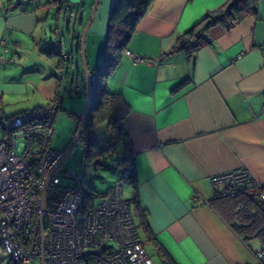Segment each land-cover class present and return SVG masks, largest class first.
I'll list each match as a JSON object with an SVG mask.
<instances>
[{
	"label": "crops",
	"instance_id": "crops-1",
	"mask_svg": "<svg viewBox=\"0 0 264 264\" xmlns=\"http://www.w3.org/2000/svg\"><path fill=\"white\" fill-rule=\"evenodd\" d=\"M93 1L62 0L56 12L69 11L66 27L69 31L73 19L71 44L78 56ZM9 2L15 8L6 12ZM30 2L0 0V111L6 116L47 106L57 92L61 104L65 94L80 91L75 95L80 97L85 85L77 78L63 83L71 56L57 31L60 45L54 40L53 51L68 54V60L47 50L44 25L50 7L31 10ZM228 2L153 0L105 80L106 88L121 94L129 106L121 125L154 239L140 232L146 250L162 264V250L174 264H259L255 253L264 250L258 239L237 236L210 204L221 188L211 184L214 175L244 168L264 186V0L255 15L230 28L213 26L194 55L170 52L207 13ZM81 3L80 11H73ZM113 3L100 0L87 31L90 73L101 61Z\"/></svg>",
	"mask_w": 264,
	"mask_h": 264
},
{
	"label": "built area",
	"instance_id": "built-area-1",
	"mask_svg": "<svg viewBox=\"0 0 264 264\" xmlns=\"http://www.w3.org/2000/svg\"><path fill=\"white\" fill-rule=\"evenodd\" d=\"M90 82L93 88L96 73ZM51 114L49 106L11 116L0 111V260L5 254L15 264L40 261L43 231L45 264H153L123 198L122 179L95 204L82 173L55 170L64 153L50 145ZM84 130L86 147L91 138L86 122ZM210 182L221 187L218 196L261 186L244 168L214 175ZM258 196L264 201V191ZM255 255L264 264V250Z\"/></svg>",
	"mask_w": 264,
	"mask_h": 264
},
{
	"label": "trees",
	"instance_id": "trees-1",
	"mask_svg": "<svg viewBox=\"0 0 264 264\" xmlns=\"http://www.w3.org/2000/svg\"><path fill=\"white\" fill-rule=\"evenodd\" d=\"M152 1L153 0H114L108 19L105 46L99 67L95 72L96 82L92 88L90 111L86 118V125L88 128L103 122L107 124V128L111 133L110 144L105 150H98L96 149L97 144L91 136L85 147L83 156L85 162L92 160L95 165L108 166V164L112 162L113 166L122 173L120 179L125 177L131 182L133 186V197L131 199L134 211V213L132 211L133 217L139 233L141 231L146 240H153L154 238L149 229L144 211L139 203L133 171L134 154L131 150L128 134L121 125L129 112V106L121 94L111 92L106 88L105 80L118 65L138 22L144 16ZM258 2L259 0H229V2L219 10L207 13L201 21L195 24L181 37L170 52L185 50L194 55L201 47V42L207 40L209 30L213 26L220 25L228 29L243 19L255 15ZM62 3V0H48L44 3H37L31 10H35L41 6L53 7V5L57 4L58 8L56 10L58 12V9L63 6ZM19 4L18 2V5ZM80 6H83L82 3L79 6L73 7V11L76 10L79 12ZM14 8V6H11V2H9L6 7V12ZM66 8H68V6ZM21 11H26V9H21ZM70 11L72 10L70 9ZM79 44L80 42L78 45ZM51 53L60 55V60L65 62L59 51H52ZM60 65L62 66L61 62ZM81 79V81L84 82L83 76ZM79 92L80 91H77L74 94L78 95ZM81 92L86 96L85 85H83V91ZM60 104L61 100L57 92L54 99L47 106L53 110L54 108H60ZM74 135L75 133L73 137ZM85 137L84 130L79 141L83 142ZM108 160H110V162ZM261 191H264V186H260L252 192L243 191L223 196H218L214 193V197L211 199L210 204L233 232L243 241L258 239L262 245H264V201H261L258 196ZM89 193L93 194L94 191L89 189ZM106 193H104V195ZM94 195L95 194H93V196ZM162 256L166 264H174L164 250H162Z\"/></svg>",
	"mask_w": 264,
	"mask_h": 264
},
{
	"label": "rangeland",
	"instance_id": "rangeland-1",
	"mask_svg": "<svg viewBox=\"0 0 264 264\" xmlns=\"http://www.w3.org/2000/svg\"><path fill=\"white\" fill-rule=\"evenodd\" d=\"M46 1L48 0H32L33 3L30 2V5L35 6V4L37 3H44ZM48 9L49 10L45 12L47 23L44 25V40L47 45L46 47H48L47 50L53 51L54 48H57L53 45V42L55 40V32L57 31L59 33L60 39L63 43L62 48H64L65 51H68L69 55L71 56L69 61L67 62V79L63 78V83L65 84L68 80L69 85L73 82L75 83L76 78L81 79L83 75L81 57L80 55L78 56L76 53H73V44H71L73 39V19L71 20L68 31L66 26L70 18L69 11L65 13L64 10H62V14L57 16V10L55 7H50ZM81 89L82 88H80V90ZM85 103L86 96L83 92L82 96L80 97L65 94L63 95V101L60 105V108H54L52 110L51 115L54 121V135L50 145L53 149L63 153L66 151V148L78 127L80 117L85 107ZM89 131L91 132V135L95 143L97 144L96 149L101 151L105 150L106 147H108V145L110 144L111 136V133L107 128V124L105 122L97 124L91 127ZM84 151L85 146L82 144V142L79 141L75 148L72 150L69 157L60 167V170L82 173L83 179L85 181V187L94 191V202L96 204L100 199V194L104 193L108 189V187H110L114 183V181L120 179L122 177V173L120 170H117L113 166L110 160H108L110 162L108 166L95 165L94 161L92 160L86 161V167L83 168ZM130 192V183L128 179L124 177L122 178L123 198L130 204L132 208ZM147 249L148 254L151 256L154 264H162L154 255V253L149 248ZM0 264L15 263L11 261L8 256L3 254L0 260ZM34 264H40V261L36 260Z\"/></svg>",
	"mask_w": 264,
	"mask_h": 264
},
{
	"label": "water",
	"instance_id": "water-1",
	"mask_svg": "<svg viewBox=\"0 0 264 264\" xmlns=\"http://www.w3.org/2000/svg\"><path fill=\"white\" fill-rule=\"evenodd\" d=\"M99 3H100V0H94L93 1L92 6L90 8V13H89L88 19H87V21H86V23L82 29L81 35H80L79 49H80V57H81L82 67H83L84 82H85V87H86L85 107H84V110H83L82 115L80 117L79 124H78V127L76 129L75 135H74L71 143L69 144L68 148L64 152L61 161L56 166L55 170H57L58 168H60L63 165V163L66 161V159L71 154L72 150L75 148V146L79 142L81 134L85 128V122H86L87 115L90 111L91 99H92V86H91V82H90V77L94 73H90L88 70L87 61H86V53H85V41H86L87 31H88L91 23L93 22V20L95 18V14H96ZM43 206H44V197H43ZM41 241H42V247H41L40 264H45V245H44L45 238L43 235V231H42V235H41Z\"/></svg>",
	"mask_w": 264,
	"mask_h": 264
},
{
	"label": "flooded vegetation",
	"instance_id": "flooded-vegetation-1",
	"mask_svg": "<svg viewBox=\"0 0 264 264\" xmlns=\"http://www.w3.org/2000/svg\"><path fill=\"white\" fill-rule=\"evenodd\" d=\"M82 135V134H81Z\"/></svg>",
	"mask_w": 264,
	"mask_h": 264
}]
</instances>
